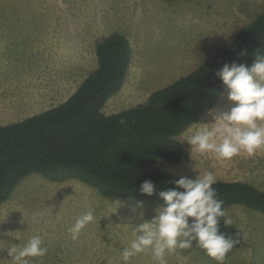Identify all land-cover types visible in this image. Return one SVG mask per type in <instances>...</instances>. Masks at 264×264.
I'll use <instances>...</instances> for the list:
<instances>
[{
  "label": "rangeland",
  "instance_id": "obj_1",
  "mask_svg": "<svg viewBox=\"0 0 264 264\" xmlns=\"http://www.w3.org/2000/svg\"><path fill=\"white\" fill-rule=\"evenodd\" d=\"M262 10L264 0H0V25L13 27L0 33L5 37L0 40L1 57L21 51L22 62L16 60L8 69L16 79L20 75L24 81L28 77L37 81L29 91L31 102L20 115L24 120L65 101L96 68L97 41L113 33L124 35L132 48L125 82L102 108L104 114H113L146 103L153 91L195 69ZM41 93L43 102L32 101ZM233 106L223 92L178 136L184 149L182 161L160 160L158 167L192 179L212 172L216 180L245 181L264 190V148L252 156L242 151L231 159H219L214 153H199L187 142ZM15 120L9 122L22 119ZM115 201L122 206L113 213ZM160 205L147 198H107L80 180L55 182L30 173L0 204V264H11L7 253L11 243L23 246L36 235L48 252L28 258L29 264H123L122 251L135 238L132 230L151 220ZM88 211L93 212L94 222L73 240L69 229ZM226 212L242 232L243 242L227 254L224 264H264V213L238 204ZM166 260L167 264H217L195 245L166 254ZM130 264L156 261L147 251Z\"/></svg>",
  "mask_w": 264,
  "mask_h": 264
},
{
  "label": "trees",
  "instance_id": "obj_2",
  "mask_svg": "<svg viewBox=\"0 0 264 264\" xmlns=\"http://www.w3.org/2000/svg\"><path fill=\"white\" fill-rule=\"evenodd\" d=\"M245 50L248 54L241 56ZM95 52L96 68L65 101L0 125V204L34 172L55 182L80 180L107 198H147L162 204L159 192L174 187L181 177L161 170L158 161L178 164L184 158L178 136L226 91L216 72L233 61L250 67L254 52L264 54V10L195 69L153 91L146 103L113 114L102 108L125 82L131 44L113 33L97 41ZM146 180L155 185L151 196L140 190ZM213 187L225 210L238 204L264 213V190L253 184L216 180ZM220 231L238 241L232 250L243 242L240 229L225 227L223 219Z\"/></svg>",
  "mask_w": 264,
  "mask_h": 264
},
{
  "label": "clouds",
  "instance_id": "obj_3",
  "mask_svg": "<svg viewBox=\"0 0 264 264\" xmlns=\"http://www.w3.org/2000/svg\"><path fill=\"white\" fill-rule=\"evenodd\" d=\"M247 54L245 50L241 56ZM254 55L250 67L233 61L216 72L234 106L215 117L214 123L206 124L210 127L205 126L189 137L187 142L199 153L210 152L219 159H231L242 151L252 156L264 148V54L254 52ZM173 183L174 187L159 192L163 203L155 209L152 219L132 230L135 238L122 251L123 264H130L133 257L147 251L156 264H167L166 254L193 245L204 250L217 264H224L238 241L220 231L221 219L225 227L231 226L233 220L223 208V202L217 199V190L213 187L215 175L199 173L195 179L182 176ZM154 189L150 180L144 181L140 188L149 196ZM113 203L115 213L122 204ZM142 206V202L138 204ZM94 220L92 211L79 216L69 229L71 238L78 239L81 231ZM47 252L38 235L29 238L23 246L11 243L7 248L11 264H29L28 258L44 257Z\"/></svg>",
  "mask_w": 264,
  "mask_h": 264
},
{
  "label": "crops",
  "instance_id": "obj_4",
  "mask_svg": "<svg viewBox=\"0 0 264 264\" xmlns=\"http://www.w3.org/2000/svg\"><path fill=\"white\" fill-rule=\"evenodd\" d=\"M5 28H6L5 26L0 25V33L12 31L10 30V28L13 27H9V29H5ZM0 40L2 41L5 40V37L1 34H0ZM4 44L6 46L7 43ZM1 52L2 50L0 48V61H2V63H0V84L4 86V89L0 90V125H6L8 124L9 121L13 119L23 120V118L20 117V115H22V111H25L23 110V108H27L28 105L30 104L31 99L29 97V91H33L34 88L32 87V85H35L36 84L35 82L37 81L34 80L33 77L32 78L28 77L24 81L23 77L20 75L18 79H16L14 77L13 71L8 69V64H15L16 60L19 64L22 62L21 51L13 50L12 55L7 59L1 57ZM35 52L38 53V49L35 48ZM1 64L4 65L3 69L1 68ZM8 85H10L9 88H6ZM77 87L78 86L74 88L73 92L77 89ZM11 91L14 93V96L11 95ZM44 97H45L44 93H41L40 95L34 96L32 101L41 103L43 102ZM27 117L29 116L24 117V119Z\"/></svg>",
  "mask_w": 264,
  "mask_h": 264
}]
</instances>
